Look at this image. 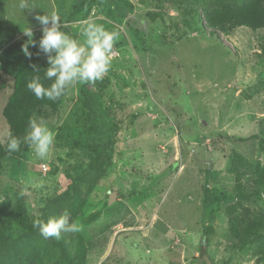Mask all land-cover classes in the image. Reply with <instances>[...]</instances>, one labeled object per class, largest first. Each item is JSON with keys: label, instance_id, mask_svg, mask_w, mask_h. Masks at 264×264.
<instances>
[{"label": "rangeland", "instance_id": "obj_1", "mask_svg": "<svg viewBox=\"0 0 264 264\" xmlns=\"http://www.w3.org/2000/svg\"><path fill=\"white\" fill-rule=\"evenodd\" d=\"M80 1L0 0V22L17 28L0 54L27 44L29 29L39 45L38 15L56 14L79 40L89 18L120 33L101 80L35 114L56 134L48 156L22 143L3 161L0 231L13 244L0 264L28 254L32 264H264V238H239L264 220L253 186L264 167V30L225 32L203 14L247 0H98L73 14ZM14 88L0 67L2 144ZM65 210L78 233L45 239L23 226Z\"/></svg>", "mask_w": 264, "mask_h": 264}, {"label": "clouds", "instance_id": "obj_2", "mask_svg": "<svg viewBox=\"0 0 264 264\" xmlns=\"http://www.w3.org/2000/svg\"><path fill=\"white\" fill-rule=\"evenodd\" d=\"M35 18L42 26L37 55L41 52L47 55L45 79L52 81L45 87L40 77L36 76L27 84L28 90L37 99L58 100L73 87L94 83L109 72L116 54L115 44L119 39V31H109L103 24L91 18L84 19L80 21L84 39L79 40L61 30L60 18L56 14H52L51 17L38 15ZM26 34L30 39L23 46V52L31 58L29 46L35 47L36 42L31 39L33 35L31 29ZM55 136V132L44 118L34 114L29 118L28 131L22 138L9 134L7 151L18 152L23 143L27 144L38 158L45 159L55 144ZM33 227L38 228L39 234L45 239L54 237L59 240L62 234L81 231V225L71 221L68 210L62 215L48 218L46 222L34 220Z\"/></svg>", "mask_w": 264, "mask_h": 264}, {"label": "trees", "instance_id": "obj_3", "mask_svg": "<svg viewBox=\"0 0 264 264\" xmlns=\"http://www.w3.org/2000/svg\"><path fill=\"white\" fill-rule=\"evenodd\" d=\"M98 0H81L74 8L73 14H79L84 10L90 9ZM219 10L215 13L204 8L203 14L207 17L206 26L218 28L222 31L236 28L239 26H248L253 29L264 30V0H247L246 3L235 8L232 4L221 3ZM17 28L14 25L2 24L0 22V43L3 38L13 39L16 35ZM68 32V29H66ZM217 35V34H216ZM22 43H13L5 48L0 54V67L3 72L15 76L14 93L10 99V115L8 117L9 134L17 137H23L28 131V121L31 116L36 114L44 107L56 108L61 98L55 101L37 99L27 88V84L36 76H39L45 87L49 86L52 81L45 79V70L48 67L47 55L40 53L39 45L29 46L32 53L31 58L23 52ZM35 66V67H34ZM9 138V135H8ZM8 138L5 143H0V171L3 167V161L12 155L13 152L7 151ZM254 200H262L264 197V167H257L253 174ZM243 193V192H242ZM244 200H250L249 196H242ZM264 220L257 219L248 227L242 235H237L242 242L252 243L257 238H264ZM23 226L30 234L39 233V229L33 227V223H23ZM212 229L207 227L203 233V245L201 256L207 252V246L210 241ZM13 242H8L5 235L0 231V252L9 249ZM63 246V244H62ZM65 250V249H64ZM81 252L77 256L84 258L85 251L80 248ZM82 258V259H83ZM26 261L23 264H32V257L28 254L24 257ZM71 260V259H70Z\"/></svg>", "mask_w": 264, "mask_h": 264}, {"label": "built area", "instance_id": "obj_4", "mask_svg": "<svg viewBox=\"0 0 264 264\" xmlns=\"http://www.w3.org/2000/svg\"><path fill=\"white\" fill-rule=\"evenodd\" d=\"M48 170H49V167L46 164L42 165L43 172H48Z\"/></svg>", "mask_w": 264, "mask_h": 264}]
</instances>
